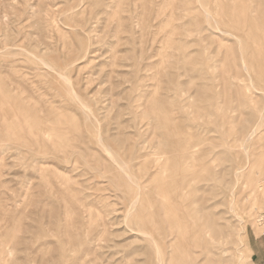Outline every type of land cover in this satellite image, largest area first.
<instances>
[{"label":"rangeland","instance_id":"obj_1","mask_svg":"<svg viewBox=\"0 0 264 264\" xmlns=\"http://www.w3.org/2000/svg\"><path fill=\"white\" fill-rule=\"evenodd\" d=\"M242 58L264 78V0H0V115L11 104L49 129L20 140L0 116V264H157L140 232L153 224L164 264H264L251 248L264 205L236 180L233 159L248 158L223 134L237 124L219 121L264 106ZM180 130L203 168L169 162L163 133ZM102 144L142 182L135 208Z\"/></svg>","mask_w":264,"mask_h":264},{"label":"bare ground","instance_id":"obj_2","mask_svg":"<svg viewBox=\"0 0 264 264\" xmlns=\"http://www.w3.org/2000/svg\"><path fill=\"white\" fill-rule=\"evenodd\" d=\"M210 15V13H208ZM214 20L217 22V24L219 23L218 20H216L215 17H213ZM220 30L225 33V34H228V35H232L233 37H236L237 39H240V35L235 33L232 29L230 28H221L220 27ZM242 61H243V68L245 69V71L247 72L248 74V77H249V84L246 86V90L250 91L251 94L249 95L251 101H256V103H259V100L260 98H262V100L264 101V78H262L260 76V73L259 72H254L252 70L249 69L248 67V64L246 63V59L245 58H242ZM241 76L239 75L238 78H240ZM247 77V78H248ZM69 85L70 83L67 82ZM233 83V82H232ZM72 86V85H71ZM70 86V87H71ZM73 93V91H72ZM75 95L77 94L76 92L74 93ZM78 95H76V98H77ZM78 99V98H77ZM79 100V99H78ZM9 105V104H8ZM84 105V104H82ZM11 106V104H10ZM8 107V114H4V113H1L3 114V119H5L6 121L8 120H11V121H8L9 122V127L12 129L11 130V134H13V136H15L16 138L20 139H25V141L28 140V142L30 141L31 142V139H34V141H41L43 139H45L44 137L47 136V133L49 131V129L46 127V124L44 125V123L41 122V119L38 118V117H35V116H31L30 114H27L25 111H22L21 109H17L15 110V108H12V107ZM13 106V105H12ZM85 106V105H84ZM88 107V106H87ZM206 107H209V106H206ZM242 107V106H241ZM243 107H251L252 109L256 108L258 110V113H254V112H243L242 111V108ZM242 108H240V110L242 111L240 113V116L238 118H236L234 120L233 116L230 115L228 116V119L226 118V121H225V118L224 120H219L220 122H227L230 123L231 122V127H232V124H234V126L237 124V133L234 134L233 133V129L231 130H226V132H224L223 134V138H226L224 136H227V146H228V151H229V154L230 156L233 158V153H232V150H236V153H235V156L236 158H238L239 154H245V156L248 158V160H246L245 162H242V160H239L240 162L236 161L233 159V165H232V168L234 170V174L236 176V180L238 181L239 178L238 176L239 175H242V177H246L247 180L244 182V189L245 190H251L252 192H254V199H255V202H257L256 204L253 205L254 208H257V207H260V206H263L264 205V188H262L263 186V179L261 178V167L262 165L264 164V106H243ZM204 108V107H203ZM202 108V109H203ZM217 109L219 108L216 107ZM238 110L239 108L236 107ZM201 109V111H202ZM211 109V108H209ZM216 109V110H217ZM232 109V108H231ZM230 109V110H231ZM237 109H232L231 111H235ZM220 110L222 111V113H226L227 115L229 114V112L231 113V111H228L227 107L226 108H220ZM239 110V111H240ZM21 113H20V112ZM200 111V112H201ZM218 111V110H217ZM208 113V112H207ZM239 113V112H238ZM27 114V118L29 119V122L30 123H26L25 122V119H24V116L23 115H26ZM201 114V113H200ZM205 111H204V116L205 115ZM209 116L212 115L213 116V113H208ZM208 114L206 116V118L208 117ZM237 114V113H236ZM238 115V114H237ZM234 114V117L237 116ZM12 116V117H11ZM202 116V115H201ZM204 116H203V119H204ZM200 117V116H199ZM23 119V120H22ZM36 119V120H35ZM202 119V118H201ZM3 121V120H2ZM5 121V122H6ZM45 121V120H44ZM4 122V121H3ZM46 122V121H45ZM0 123H1V118H0ZM2 124V123H1ZM188 124V123H187ZM191 124V123H190ZM223 124V123H222ZM4 125V123L2 124ZM199 125H201V123H199ZM162 126V125H161ZM160 126V127H161ZM179 125H175V127H177L176 129H179L178 127ZM182 126V125H181ZM192 126V125H191ZM194 126V125H193ZM6 127V125H5ZM186 125H185V128L186 129ZM190 127V126H189ZM188 127V128H189ZM203 127V125H202ZM216 127L219 128V124L216 125ZM221 127V125H220ZM0 128H3V127H0ZM170 128V127H169ZM233 128V127H232ZM4 129V128H3ZM2 129V130H3ZM6 130L8 129L5 128ZM4 129V130H5ZM174 129V128H173ZM172 129V130H173ZM181 129V127H180ZM190 129V128H189ZM188 129V130H189ZM217 129V128H216ZM221 129V128H220ZM220 129L218 130H214V129H211L210 131L208 130V132H211V131H215V132H219L221 131ZM3 130V131H4ZM5 130V132H6ZM171 130V128H170ZM182 130V129H181ZM181 130H180V133L181 134ZM187 130V129H186ZM191 130V129H190ZM194 130V127L193 129ZM204 130V129H203ZM163 132L167 131L165 129L162 130ZM183 131V130H182ZM206 131V130H205ZM235 131V129H234ZM188 132V131H187ZM192 132V131H191ZM207 132V131H206ZM207 132V133H208ZM231 135L232 137V140L228 138L229 135ZM233 133V134H232ZM4 134V132H3ZM100 134V133H99ZM164 134V137L166 134L169 135L168 139H169V143H170V147L166 145V148L167 149H171L170 151L168 150V152L170 153L171 157H170V160L169 162L172 163V165H175V164H191V162H193V164L195 163L196 165H201V163L199 162L200 161V158L203 157V160H204V156L205 155H201L203 151H201V146H200V143L199 142H196V143H192L190 140L187 141V138L185 137V135L181 134V137L179 135L178 136H175L173 133H170V132H166V133H163ZM162 134V135H163ZM170 134H171V137H170ZM188 134V133H187ZM186 134V135H187ZM1 135V134H0ZM103 135V134H102ZM166 135V137L168 136ZM174 135V136H173ZM191 135V134H190ZM6 137H8L7 134H5ZM12 136V137H13ZM173 136V137H172ZM3 137V136H2ZM1 137V138H2ZM100 137V136H99ZM192 137H194L192 135ZM11 139V138H10ZM9 139V140H10ZM13 139V138H12ZM166 139V138H165ZM189 139V138H188ZM7 139V141H9ZM21 140V139H20ZM100 140H101V137H100ZM193 140V138H192ZM195 140V139H194ZM12 140H10L11 142ZM23 141V140H22ZM21 141V142H22ZM99 141V140H98ZM168 141V140H167ZM198 141V140H197ZM256 141H261L260 142V145H259V154H256V156H258V163L257 165L255 166L254 163H253V160L251 158V152H252V149H253V146L254 142ZM19 142V140H18ZM43 142V141H41ZM53 142V141H51ZM101 142V141H99ZM194 142V141H193ZM201 142V141H200ZM13 143H16L15 139H14V142ZM105 143V142H104ZM168 143V142H167ZM166 143V144H167ZM168 143V144H169ZM43 144V143H42ZM46 144V143H44ZM52 145V143H50ZM50 145V147H52ZM54 145V144H53ZM105 149L104 150H107V152L110 154L109 156H111V159L112 161L114 162L115 166L111 167L112 168V172H115V173H118L119 170H123V172H127L124 173L126 174V176L128 175V177H126L127 179L129 178L131 181H134V184L137 185V190L138 194L137 195V198L136 200L133 201L132 205L134 208H135V205L137 204V202L139 201V199H142V195H143V185H142V182L141 183H138V181L136 182V176L133 174V172H128L126 171L125 167L121 164L118 163V161L116 160L115 156L113 155V151L111 153V151H109V149L105 146V144H102ZM200 146V147H198ZM53 150V148H51ZM63 149V148H62ZM214 149V148H213ZM216 149V148H215ZM45 150V148L43 149ZM41 150V151H43ZM51 150V151H52ZM200 150V151H199ZM48 151V150H47ZM209 151V152H208ZM208 151H204V153L206 155H208L210 152V155H212L213 153V150L211 148V150H208ZM228 151H226L225 153H228ZM217 152V151H216ZM130 153V152H129ZM214 153H215V150H214ZM130 155V154H129ZM127 155V156H129ZM216 155V154H215ZM206 157H209V156H206ZM213 158V155L210 156ZM216 158V157H215ZM214 159V158H213ZM212 160V159H211ZM111 161V162H112ZM205 161V160H204ZM116 163L119 164V166H116ZM126 164V162L124 163ZM204 164V163H202ZM127 165V164H126ZM125 165V166H126ZM197 165V166H198ZM205 165V164H204ZM128 166V165H127ZM175 167V166H174ZM202 167V165L200 166ZM198 167V168H200ZM251 167V170L248 171V169ZM253 167V168H252ZM127 168H130V167H127ZM203 168V167H202ZM201 168V169H202ZM231 169H229L230 171ZM130 171V170H129ZM122 172V171H121ZM187 174H189L190 172H186ZM123 174V173H122ZM128 179V180H129ZM139 179L141 180V178L139 177ZM211 179V177H210ZM139 180V181H140ZM206 181L208 179H205ZM240 182V180H239ZM132 183V182H131ZM194 186V185H193ZM243 189V191H245ZM186 192L190 193V190H186ZM234 192V189H232V193ZM144 196V195H143ZM131 202V201H130ZM143 201H140V204L142 203ZM130 204V203H129ZM139 204V206H141ZM143 204V203H142ZM130 206V208H132ZM143 206V205H142ZM141 206V207H142ZM213 206V205H211ZM232 206H233V201H232ZM144 207V206H143ZM130 209H128L129 211ZM133 210V209H132ZM135 210V209H134ZM234 210V209H233ZM260 211V210H259ZM130 212V211H129ZM258 212V211H256ZM132 213V212H131ZM129 215V214H128ZM128 216H126L125 218H127ZM130 217V216H129ZM132 218V217H131ZM141 218V217H140ZM166 220H168V215H166L165 217ZM154 220V219H152ZM127 221V220H126ZM124 221V222H126ZM136 222V221H135ZM138 224L140 223L139 221L137 222ZM136 223V224H137ZM155 226V224H153L149 229L148 228H145V229H141L140 232L143 234V236L145 237H148L150 238L152 241L155 242L156 244V257L158 259V263L157 264H164V255H163V252L162 250L160 249L157 241L155 240V237L153 235V227ZM204 232V236L206 238H211V232L209 231H205L203 230Z\"/></svg>","mask_w":264,"mask_h":264},{"label":"crops","instance_id":"obj_3","mask_svg":"<svg viewBox=\"0 0 264 264\" xmlns=\"http://www.w3.org/2000/svg\"><path fill=\"white\" fill-rule=\"evenodd\" d=\"M255 240L256 245H251L252 256H254L259 263H264V233L256 236Z\"/></svg>","mask_w":264,"mask_h":264}]
</instances>
